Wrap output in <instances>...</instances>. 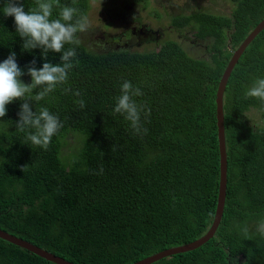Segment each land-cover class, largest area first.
Instances as JSON below:
<instances>
[{"label": "trees", "instance_id": "1", "mask_svg": "<svg viewBox=\"0 0 264 264\" xmlns=\"http://www.w3.org/2000/svg\"><path fill=\"white\" fill-rule=\"evenodd\" d=\"M91 1L97 0H54L50 19L65 6L77 10L73 23L88 17ZM130 1L144 11L151 0ZM6 2L0 0V62L15 52L23 83H32L34 60L40 69L60 64L70 48L76 57L65 84L38 103L39 89L24 97L33 112L45 107L63 125L47 150L27 140L35 129L17 130L25 101L9 104L0 118V229L74 264H135L205 236L220 188L218 88L234 52L264 20V0H231L229 15L168 14L171 28L208 42V60L175 41L149 53L111 45L101 54L81 32L78 42L45 60L42 49H23L14 17L3 15ZM20 2L25 11L37 7L36 0ZM143 28L135 17L125 35L136 38ZM258 78L264 31L241 56L224 94L228 183L218 231L197 250L153 264H264V237L255 230L264 219V107L245 95ZM125 81L142 93L133 97L142 109L138 133L114 112ZM253 111L261 124L251 123ZM0 264L54 263L0 238Z\"/></svg>", "mask_w": 264, "mask_h": 264}, {"label": "clouds", "instance_id": "2", "mask_svg": "<svg viewBox=\"0 0 264 264\" xmlns=\"http://www.w3.org/2000/svg\"><path fill=\"white\" fill-rule=\"evenodd\" d=\"M54 0H36L37 7L31 11H25L20 0H7L3 7L5 17H14L17 34L23 39V49L43 50V56L47 60V53H61L65 44L76 43L77 32H84L88 28V18L80 16L73 23L76 9L65 6L60 12V18L50 19L52 16ZM76 57L74 49L63 51L61 63L53 65L45 62L42 68L35 67V60L32 66L28 67L27 74L31 77L32 83L27 85L20 79L25 73L19 67L15 52H12L6 60L0 62V118L7 115V106L16 100L25 101L21 104L18 112L19 120L16 124L17 130L23 132L26 128L35 129L29 133L27 140L33 146L47 150L52 137L63 127L59 118L49 112L45 107H39L33 112L28 99H24L27 93H33L35 102H39L54 92L58 85H63L68 80V73L73 68V58ZM79 62L78 60L76 61ZM76 96L80 93L76 92ZM142 95L139 88H134L131 82L125 81L121 85V94L116 98L114 112L121 114L131 123V127L138 133L140 131L141 107L137 105L134 96ZM246 98H257L264 107V78H258L247 90ZM77 103L81 108L85 106L83 100ZM146 131V130H145ZM27 166L21 170L24 172ZM103 171V169H101ZM256 232L264 237V219L256 225ZM248 233V228L243 229Z\"/></svg>", "mask_w": 264, "mask_h": 264}, {"label": "rangeland", "instance_id": "3", "mask_svg": "<svg viewBox=\"0 0 264 264\" xmlns=\"http://www.w3.org/2000/svg\"><path fill=\"white\" fill-rule=\"evenodd\" d=\"M91 5L92 8L87 17L88 28L86 31L81 32L80 38L93 51L102 54L107 50H111V45H119L118 49L149 53L158 51L160 45L166 41H175L191 57L206 60L209 59V55L205 52L208 42L196 40L194 33L188 29H184V32H177L171 28L168 14L209 13L229 15L233 6L231 0H151L144 11L139 9V6L131 3L130 0H97L91 1ZM157 14H161V16L158 17ZM135 17L141 19L142 24L152 29L154 34L162 33V35L155 40L157 35L155 37H145L140 31L137 38H128L125 33ZM121 35L123 36L120 42L117 40L111 41L112 37ZM193 42L197 45H193ZM127 46L129 48H126ZM251 116L249 118L250 121L252 119L251 123L261 124L258 112L253 111ZM64 154H67L66 150Z\"/></svg>", "mask_w": 264, "mask_h": 264}, {"label": "water", "instance_id": "4", "mask_svg": "<svg viewBox=\"0 0 264 264\" xmlns=\"http://www.w3.org/2000/svg\"><path fill=\"white\" fill-rule=\"evenodd\" d=\"M264 31V20L248 35V37L243 41L240 47L234 52L219 84L217 93V126H218V139H219V149H220V188H219V198L218 206L216 210L215 219L211 225V228L205 236L202 238L187 244L171 249L159 252L151 257L143 259L135 264H153L159 260L187 253L190 251L197 250L198 248L204 246L208 243L217 233L219 225L222 221L224 214L226 196H227V183H228V157H227V145H226V135H225V125H224V94L232 75V72L239 62L241 56L245 53L247 48L253 43V41ZM0 238L5 241L12 243L20 248H23L47 261L54 264H74L72 262L66 261L65 259L58 257L46 250L31 244L21 238L13 236L0 229Z\"/></svg>", "mask_w": 264, "mask_h": 264}, {"label": "flooded vegetation", "instance_id": "5", "mask_svg": "<svg viewBox=\"0 0 264 264\" xmlns=\"http://www.w3.org/2000/svg\"><path fill=\"white\" fill-rule=\"evenodd\" d=\"M141 31V33L145 36V37H155L156 35H157V37H159V34H161L162 35V33H159V34H154V32L153 31H151V29H149V27L148 28H143L142 30H140ZM140 33V32H139ZM138 33V34H139ZM138 34H137V36H138ZM133 38H135V37H133ZM137 38V37H136ZM157 39V38H156ZM155 39V40H156ZM127 47H129V46H127Z\"/></svg>", "mask_w": 264, "mask_h": 264}]
</instances>
